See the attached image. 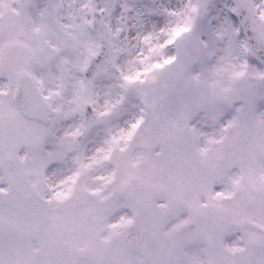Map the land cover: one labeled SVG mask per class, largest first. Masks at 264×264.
<instances>
[{
    "label": "snow or ice",
    "instance_id": "6c2138e0",
    "mask_svg": "<svg viewBox=\"0 0 264 264\" xmlns=\"http://www.w3.org/2000/svg\"><path fill=\"white\" fill-rule=\"evenodd\" d=\"M0 264H264V0H0Z\"/></svg>",
    "mask_w": 264,
    "mask_h": 264
}]
</instances>
